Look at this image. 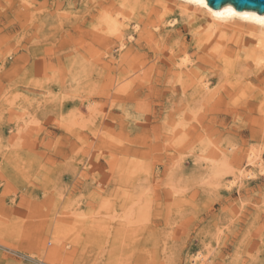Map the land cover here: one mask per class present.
<instances>
[{
  "label": "rangeland",
  "instance_id": "1",
  "mask_svg": "<svg viewBox=\"0 0 264 264\" xmlns=\"http://www.w3.org/2000/svg\"><path fill=\"white\" fill-rule=\"evenodd\" d=\"M23 1L0 2V264H264V91L244 85L253 62L204 65L217 91L203 102L166 65L225 48L197 46L202 12L192 28L175 4ZM144 23L160 28L156 45ZM126 27L133 46L113 41Z\"/></svg>",
  "mask_w": 264,
  "mask_h": 264
},
{
  "label": "bare ground",
  "instance_id": "2",
  "mask_svg": "<svg viewBox=\"0 0 264 264\" xmlns=\"http://www.w3.org/2000/svg\"><path fill=\"white\" fill-rule=\"evenodd\" d=\"M50 1V0H49ZM139 1V0H138ZM137 1V2H138ZM1 2V0H0ZM8 2V1H7ZM18 2V1H17ZM23 2H26L23 1ZM28 2V1H27ZM47 2V0H43L41 3L45 4ZM132 2V1H131ZM150 5L151 3L153 4V2H157L160 7L164 10V12L169 13V11L173 10L174 11V4L178 5L179 7V12L182 16L186 17L187 19H189V26L192 28H196L198 27L199 23L202 22V19L199 18L198 13L202 12L204 15H206L209 19V23L208 26L205 29V35L203 34V36H199L198 37V45L200 46V48L202 46H208V45H212V46H225V48L223 50H221L218 54H209L210 56H208L209 58H204L202 60H199L200 62L187 67V69L183 70V69H179V70H174V63L175 61L173 60V58H169V60H167L166 65L168 66V70H169V74L172 75V77H176L179 82H181L182 84V88H183V92H185V86L187 84H191L192 86H196L198 87L197 91L198 93H201V95L204 96V100L205 98L207 99H212L213 96L215 95L216 91L209 92V78L207 77V75H205V67L204 65H208V67H210L211 69L213 68H218L219 67V63L218 62H223L226 67L230 66L232 68V61L231 58L232 57H242L244 56V63L245 64H249L251 62H253V64H251V66L249 65V68H247L246 70V79H247V83H244L245 86L249 87V84H252L253 86L255 85L257 88L261 87L264 91V14H260L254 10H242L239 11L237 10L232 4H225L224 6H222L221 8L215 9L212 8L211 6L208 5L206 0H148L147 1ZM40 3V5H41ZM140 3V1H139ZM12 4V3H11ZM14 4V3H13ZM22 4V3H21ZM138 4V3H136ZM145 4V3H144ZM38 5V1L37 0H30L29 1V6H37ZM130 5V4H129ZM128 5V6H129ZM12 6V5H11ZM124 6V5H123ZM131 6V5H130ZM135 6V4L133 5ZM141 6V4H140ZM149 6V5H148ZM146 6V7H148ZM155 6V5H154ZM153 6V7H154ZM158 6V5H156ZM136 7V6H135ZM138 7V6H137ZM11 8V7H10ZM14 8V7H13ZM139 8V7H138ZM156 8V7H155ZM46 9V7H45ZM48 9V8H47ZM96 9V8H95ZM132 9V6H131ZM128 9V10H131ZM144 9V8H143ZM153 9V8H152ZM26 10L30 11L32 10V8L26 7ZM51 10V9H49ZM146 10V9H145ZM229 10H231L233 13H235L234 15H229ZM90 11V10H89ZM92 11V10H91ZM95 11V10H94ZM134 11V10H133ZM133 11L131 10V12L133 13ZM139 11V10H138ZM143 11V10H142ZM161 11V10H160ZM13 12V11H12ZM38 12V11H37ZM46 12V11H45ZM49 12V11H48ZM97 12V11H96ZM145 12V11H144ZM27 13V12H26ZM32 13V12H31ZM47 13V12H46ZM146 13V12H145ZM34 14V13H33ZM39 14V12H38ZM89 14V13H88ZM93 14V13H92ZM148 14V13H147ZM152 14V13H151ZM9 15V14H8ZM7 15V16H8ZM43 15V13H42ZM50 15V14H49ZM91 15V14H89ZM159 15V14H158ZM35 16V14H34ZM37 16V15H36ZM35 16V17H36ZM45 16V15H44ZM47 16V15H46ZM84 17V15H82ZM120 16V15H119ZM141 17H143L140 14ZM147 16V15H146ZM32 17V16H31ZM43 17V16H42ZM91 17V16H90ZM89 17V18H90ZM123 17V16H122ZM38 18V17H37ZM127 18V17H126ZM145 18V17H144ZM149 18V17H148ZM42 20H44V18H40ZM46 19V18H45ZM77 19V18H75ZM74 19V20H75ZM83 19V18H82ZM160 19V18H158ZM49 20V19H48ZM47 20V21H48ZM89 20V19H88ZM119 20V19H118ZM154 20V19H153ZM156 21V20H154ZM43 22V21H42ZM90 22V21H89ZM120 22V21H119ZM147 22H150L149 20ZM166 22V18L162 17V19L159 22V26L162 24H165ZM170 22V21H169ZM168 22V23H169ZM173 22V21H171ZM36 23V22H35ZM72 23V21H71ZM123 23V22H122ZM37 24V23H36ZM46 24V23H45ZM87 24V23H86ZM119 24V23H118ZM156 24V22H155ZM47 25V24H46ZM116 25V24H115ZM167 25V23H166ZM173 25V24H172ZM13 26V25H12ZM124 26V25H123ZM145 26V30L143 32H141V36H143L142 38L145 40V46L151 44H155V39L159 38L155 33H153L155 30L160 29L157 28L155 29L153 32L148 30V28H146L148 26V23H144ZM151 26V25H150ZM19 28H21L22 30H26L27 29V25L25 23V21H21L19 23V25L17 26ZM48 27V26H47ZM46 27V28H47ZM68 27V26H67ZM78 27V26H77ZM89 27V26H88ZM119 27V26H117ZM140 27V20H137L135 22V26L134 28L137 29ZM43 28V27H42ZM112 28V27H111ZM115 28V27H114ZM127 28V27H126ZM133 28V27H132ZM153 28V27H152ZM45 29V28H44ZM44 29H42V31H45ZM78 29V28H77ZM164 29V28H162ZM169 29V27H168ZM73 30V29H72ZM80 30V29H79ZM77 30V31H79ZM110 30V29H109ZM153 30V29H152ZM41 31V30H40ZM65 31V30H64ZM84 31V30H83ZM96 31V30H95ZM115 31V30H113ZM118 31V30H117ZM158 31V30H157ZM164 31V30H163ZM170 31V30H169ZM23 32V31H22ZM54 32V31H53ZM66 32V31H65ZM103 33V31L101 30L100 33ZM107 32V31H106ZM173 32V31H172ZM170 32V33H172ZM176 32V31H175ZM48 32H46L47 34ZM58 33V32H57ZM100 33H98L100 35ZM101 33V34H102ZM112 33V32H111ZM110 31L109 34L111 35ZM114 33V32H113ZM159 36L162 37V41L167 40V38H169L170 33H168V36L166 37L165 34L164 36H162V32H158ZM93 34V33H92ZM91 34V36H92ZM104 34V33H103ZM108 34V35H109ZM176 34V33H175ZM45 35V34H44ZM57 35V34H56ZM66 35V34H65ZM90 35V34H89ZM96 36L94 37V39L96 41H106V43L109 41L112 44V39H104V38H99L100 36ZM107 35V34H106ZM105 35V37H107ZM134 35V34H133ZM132 35V32H129V29H124V31H120L118 35H115L116 37L114 38L113 41H116L119 43V46H133L132 43V39L134 38ZM84 36V35H83ZM94 36V35H93ZM147 36V37H145ZM40 37V36H39ZM67 37V36H66ZM82 37V36H81ZM104 37V36H103ZM110 37V36H108ZM125 37H127V39H125ZM166 37V39H165ZM35 38V37H34ZM51 38V36H50ZM136 38V37H135ZM85 39V38H84ZM90 39V38H89ZM102 39V40H101ZM202 39H204L202 41ZM69 40V39H68ZM91 40V39H90ZM161 40V38H160ZM168 41V40H167ZM36 42V41H35ZM70 42V41H69ZM76 42V40H75ZM88 42V41H87ZM159 42V41H158ZM184 42V41H183ZM72 43V42H71ZM96 43V42H95ZM162 43V42H161ZM46 44V43H45ZM48 44V43H47ZM136 44V43H135ZM138 44H140L138 42ZM137 44V45H138ZM150 44V45H151ZM181 44V43H180ZM179 44V45H180ZM183 44V43H182ZM37 45V43H36ZM43 45V44H41ZM88 45V44H87ZM97 45V44H96ZM104 45V44H103ZM149 45V46H150ZM156 45V44H155ZM105 46V45H104ZM135 46V45H134ZM123 48V47H121ZM200 50V49H199ZM206 50V49H205ZM184 51V50H183ZM209 51V50H208ZM218 51V50H217ZM121 53H123L121 51ZM174 53V52H172ZM198 53V52H197ZM209 53V52H208ZM211 53V51H210ZM199 54V53H198ZM202 54V53H201ZM207 54V53H206ZM159 55V54H158ZM170 55V54H169ZM173 55V54H172ZM177 55V54H175ZM204 55V54H202ZM208 55V54H207ZM175 57V56H174ZM157 58V57H155ZM185 59V58H184ZM183 59V60H184ZM190 59V58H189ZM125 60V59H124ZM182 60V59H181ZM186 60V59H185ZM238 61H242V59L238 58ZM187 62V61H186ZM230 62V63H229ZM181 63V62H180ZM180 63L177 65H180ZM238 64L241 62H237ZM125 64V63H124ZM183 64V63H181ZM188 64V63H186ZM193 64V62H192ZM243 64V63H242ZM244 64V65H245ZM176 65V66H177ZM221 65V64H220ZM240 65V64H239ZM185 66V65H184ZM189 66V65H188ZM222 66V65H221ZM239 67V66H238ZM245 67V66H243ZM123 68V67H122ZM121 68V69H122ZM133 68V67H132ZM179 68V67H178ZM186 68V67H185ZM224 68V67H223ZM131 69V67L129 68ZM220 69V68H219ZM233 69V68H232ZM231 69V70H232ZM238 69V68H237ZM241 69V68H240ZM238 69V70H240ZM126 70V69H125ZM208 70V69H207ZM215 70V69H214ZM222 70V69H221ZM235 71V69H234ZM237 71V70H236ZM242 71V70H241ZM125 72V71H124ZM124 72H122L121 74H125ZM210 71H208L209 73ZM240 72V71H239ZM127 73V72H126ZM219 73V72H218ZM225 73H229L228 71H226ZM235 73V72H234ZM216 74V73H215ZM214 74V76H215ZM242 74V73H241ZM115 75V74H114ZM118 75V74H117ZM139 75V74H138ZM213 75V74H212ZM222 75V74H220ZM229 75V74H228ZM231 75V74H230ZM239 73L236 75L238 76ZM243 75V74H242ZM126 76V74H125ZM140 76V75H139ZM145 76V75H144ZM163 76V75H162ZM211 76V75H210ZM225 76V75H224ZM223 78H226L224 77ZM232 76V75H231ZM234 76V75H233ZM244 76V75H243ZM122 78V76H120ZM127 77V76H126ZM138 77V76H137ZM221 77V76H218ZM245 77V76H244ZM120 78V79H121ZM124 78V77H123ZM211 78V77H210ZM234 78V77H233ZM142 79V78H141ZM222 79V77H221ZM232 79V78H231ZM241 79V77H240ZM239 79V80H240ZM175 80V79H174ZM224 79H222L221 81H223ZM226 80V79H225ZM229 81H231L229 79ZM237 82L234 83H229V88H227L226 92L227 93H231V91H234L236 89H238L242 84L238 83V79L236 80ZM168 82V81H167ZM166 82V83H167ZM228 82V80H227ZM226 82V83H227ZM170 83V82H169ZM212 83V81H211ZM224 84V83H223ZM167 86V85H166ZM173 86L174 90L177 89L176 86ZM211 86V85H210ZM227 86V85H225ZM169 87V86H168ZM170 88V87H169ZM179 88V87H178ZM256 88V90H257ZM196 89V88H195ZM220 89H222L220 87ZM189 90V89H188ZM214 90V89H212ZM260 90V89H259ZM170 91V90H169ZM190 91V90H189ZM192 91V90H191ZM194 91V90H193ZM192 91V94L194 93ZM224 92V91H223ZM257 92V91H256ZM179 93V92H178ZM233 93V92H232ZM184 94V93H183ZM197 94V93H196ZM199 95V94H198ZM219 95V94H218ZM224 95V94H223ZM227 95V94H226ZM181 96V95H180ZM187 96V95H186ZM192 96V95H191ZM195 96V94H194ZM193 96V97H194ZM217 96V95H216ZM233 96V95H232ZM231 96V97H232ZM257 95H255L256 97ZM263 96V95H262ZM222 97V96H221ZM181 98V97H180ZM199 98V97H198ZM224 98V97H223ZM183 99V98H182ZM188 99V98H187ZM201 99V98H200ZM196 100V99H194ZM182 101V100H181ZM192 101V100H191ZM210 102V101H209ZM257 102H258V98H257ZM181 103V102H180ZM183 103V102H182ZM185 103V101H184ZM219 104V103H218ZM218 104H210L207 103V101L203 104H201V107L203 108H216V107H220V105L218 106ZM225 104V103H224ZM223 104V105H224ZM184 105V104H183ZM194 105V104H192ZM191 106V105H190ZM247 107H249L248 105H245ZM243 105L240 106H232V108L234 109H239V108H243L245 107ZM254 107V106H252ZM187 109V108H185ZM193 109V108H192ZM258 109V110H257ZM257 111L264 113V98L260 99L258 106H257ZM205 110V109H204ZM264 122V121H263ZM245 175V172H240V176L243 177ZM252 174L251 173H247L245 176L250 177ZM244 176V177H245Z\"/></svg>",
  "mask_w": 264,
  "mask_h": 264
},
{
  "label": "water",
  "instance_id": "3",
  "mask_svg": "<svg viewBox=\"0 0 264 264\" xmlns=\"http://www.w3.org/2000/svg\"><path fill=\"white\" fill-rule=\"evenodd\" d=\"M212 8L218 9L225 4H232L237 10H254L264 14V0H206Z\"/></svg>",
  "mask_w": 264,
  "mask_h": 264
},
{
  "label": "snow or ice",
  "instance_id": "4",
  "mask_svg": "<svg viewBox=\"0 0 264 264\" xmlns=\"http://www.w3.org/2000/svg\"><path fill=\"white\" fill-rule=\"evenodd\" d=\"M235 13H233L231 10H229V15H234ZM264 22V21H262Z\"/></svg>",
  "mask_w": 264,
  "mask_h": 264
}]
</instances>
